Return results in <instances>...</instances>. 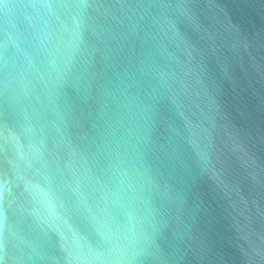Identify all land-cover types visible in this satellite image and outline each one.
<instances>
[{
    "label": "water",
    "instance_id": "obj_1",
    "mask_svg": "<svg viewBox=\"0 0 264 264\" xmlns=\"http://www.w3.org/2000/svg\"><path fill=\"white\" fill-rule=\"evenodd\" d=\"M0 264H264V0H0Z\"/></svg>",
    "mask_w": 264,
    "mask_h": 264
}]
</instances>
